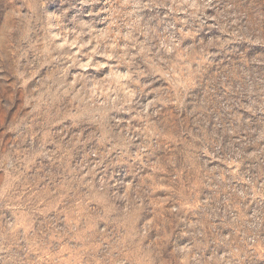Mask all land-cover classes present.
I'll return each instance as SVG.
<instances>
[{
	"label": "rangeland",
	"instance_id": "1",
	"mask_svg": "<svg viewBox=\"0 0 264 264\" xmlns=\"http://www.w3.org/2000/svg\"><path fill=\"white\" fill-rule=\"evenodd\" d=\"M0 264H264V0H0Z\"/></svg>",
	"mask_w": 264,
	"mask_h": 264
}]
</instances>
